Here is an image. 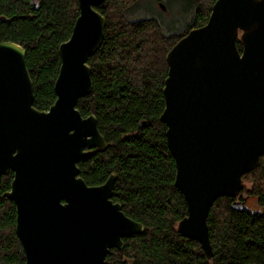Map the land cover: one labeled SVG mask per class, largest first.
I'll return each instance as SVG.
<instances>
[{"label":"water","instance_id":"water-1","mask_svg":"<svg viewBox=\"0 0 264 264\" xmlns=\"http://www.w3.org/2000/svg\"><path fill=\"white\" fill-rule=\"evenodd\" d=\"M76 1L47 110L32 107L24 50L0 42V177L12 173L4 196L14 206L23 264H103L111 248L142 231L111 201L113 174L96 186L77 176L76 162L105 147L94 116L75 107L91 90L87 59L105 21L94 9L103 0ZM164 61L158 120L186 208L176 231L209 259L210 205L235 197L241 176L264 154V0H214L205 23L180 37Z\"/></svg>","mask_w":264,"mask_h":264},{"label":"trees","instance_id":"trees-1","mask_svg":"<svg viewBox=\"0 0 264 264\" xmlns=\"http://www.w3.org/2000/svg\"><path fill=\"white\" fill-rule=\"evenodd\" d=\"M138 0H103L95 10L104 18L103 37L87 59L91 90L76 109L93 115L103 150H92L77 162L86 185L102 184L114 175L111 201L142 225V231L111 248L103 264H264V154L258 165L241 176L233 197H218L209 207L206 226L211 256L176 231L185 216L182 195L173 187V160L158 117L166 75L165 54L188 30L205 23L214 0H185L191 9L188 27L179 35L163 33L152 17H136ZM78 14L76 0H0V42L24 50L32 86V107L45 111L54 100L57 47L67 40ZM239 50L240 44L236 41ZM11 174L0 177V264H23L14 234V207L4 193ZM246 184H248L246 186ZM260 207L250 210L244 198Z\"/></svg>","mask_w":264,"mask_h":264},{"label":"rangeland","instance_id":"rangeland-1","mask_svg":"<svg viewBox=\"0 0 264 264\" xmlns=\"http://www.w3.org/2000/svg\"><path fill=\"white\" fill-rule=\"evenodd\" d=\"M159 3L163 6L164 12L159 8ZM132 8L136 17L154 18L162 32L170 33V35H179L184 32L191 19L190 5L185 0H138ZM244 204L250 210L260 208L253 197H245Z\"/></svg>","mask_w":264,"mask_h":264},{"label":"flooded vegetation","instance_id":"flooded-vegetation-1","mask_svg":"<svg viewBox=\"0 0 264 264\" xmlns=\"http://www.w3.org/2000/svg\"><path fill=\"white\" fill-rule=\"evenodd\" d=\"M158 5H161L160 3L158 4ZM162 6V5H161ZM163 7V6H162ZM95 9V8H94ZM163 12H164V8L163 9H161ZM88 116V115H87ZM85 117V116H84ZM92 150H94V149H92ZM92 152V151H91ZM79 162V161H78ZM76 168H77V162H76ZM7 173H10L11 174V177H10V181H11V179H12V173L10 172V171H8ZM77 176H78V168H77ZM10 181H9V184H10ZM9 184H8V190H9ZM7 190V191H8ZM8 200V199H7ZM9 201V200H8ZM11 202V201H10ZM12 203V202H11ZM12 205H13V203H12ZM14 207V206H13ZM14 218H15V211H14ZM13 229H14V225H13ZM14 231V230H13Z\"/></svg>","mask_w":264,"mask_h":264}]
</instances>
